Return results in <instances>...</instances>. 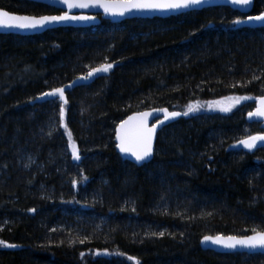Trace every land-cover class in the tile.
I'll list each match as a JSON object with an SVG mask.
<instances>
[{"label":"trees","instance_id":"trees-1","mask_svg":"<svg viewBox=\"0 0 264 264\" xmlns=\"http://www.w3.org/2000/svg\"><path fill=\"white\" fill-rule=\"evenodd\" d=\"M0 9L58 14L19 0ZM262 12L255 0L252 14ZM243 18L220 7L0 35V240L17 245L0 246V264H264L200 248L205 236L264 231V149H236L262 133L245 116L264 97V28H241ZM109 63L67 103L45 99ZM231 97L251 99L229 113L200 109ZM189 105L198 110L157 133L150 163L116 153L127 116Z\"/></svg>","mask_w":264,"mask_h":264},{"label":"snow or ice","instance_id":"snow-or-ice-1","mask_svg":"<svg viewBox=\"0 0 264 264\" xmlns=\"http://www.w3.org/2000/svg\"><path fill=\"white\" fill-rule=\"evenodd\" d=\"M60 3L65 4L69 11L73 8H88V7H100L103 8L106 14L110 15H119L123 16L127 12L135 11H144V10H157V11H168V10H182L195 8L203 3L205 0H119V2H112V0H59ZM233 5L240 6H249L252 3V0H231ZM0 17H5L7 19L0 20V25L9 28H16L20 30H34L37 28H42L46 24L58 23L62 21L69 20H89L93 17L89 16H73L69 15L68 12H65L62 15H49V16H40V17H29V16H15L10 15L8 12L0 10ZM250 21H261L264 22V12L256 16H249ZM235 23L239 24L241 21L237 20ZM112 68V64H104L100 67L93 68L88 71L87 75L81 77V79L87 80L90 77H93L96 73L99 72H108ZM45 96L56 97L59 95V98L67 103L64 99V89L56 88L52 91L45 93ZM241 99H251L250 97H244ZM257 109L254 112L249 113V117H264V98H260L257 101ZM198 105H189L186 112H168L166 109H161L165 113L164 119L169 120L170 118H175L180 115L187 116L190 112H195L198 110ZM230 107L221 108V111L227 112L230 111ZM61 122H63L64 117V108L63 105L60 109ZM149 116V113L145 112L139 114V123L137 126V132L134 137H129L122 130L125 129V126L129 124L130 121L137 120L138 118L133 116L129 117L128 120L123 121L117 129L116 139L119 143L116 147L120 150L121 153L130 154L131 157H134L135 162L140 164L142 162H147L153 155V134L155 132L156 126L149 128L147 127L146 120ZM161 124L163 121L160 122ZM70 146L73 148V158L76 160L80 159L78 150L74 145L71 144V134L69 133ZM264 141V135L258 136H249L248 138L241 140L240 143L247 149H252L255 147L257 141ZM87 179V177H84ZM76 183L75 181L73 182ZM34 211V209L30 210ZM252 235L245 236L243 238H237L235 236L222 237L217 236L215 238L204 237L205 241L211 240L212 243L221 245L225 249L234 250L237 246H240L249 250H261L264 252V231L258 230L256 228L252 229ZM162 236L163 233H160ZM0 246L14 248L17 245L7 243L3 240H0ZM83 255V254H82ZM129 260H132V257H128ZM138 264V262H137Z\"/></svg>","mask_w":264,"mask_h":264},{"label":"water","instance_id":"water-1","mask_svg":"<svg viewBox=\"0 0 264 264\" xmlns=\"http://www.w3.org/2000/svg\"><path fill=\"white\" fill-rule=\"evenodd\" d=\"M19 1L30 2V3L42 5V6H45L48 8H52V9H54L60 13L58 15H62L65 12H68L69 15H73V16L83 15V16L93 17V19L84 20V21L69 20V21H62V22H58V23H51V24H46L42 28H37L34 30H20V29H16V28L4 27L3 25H0V35H16V36H21V37H28V36L41 35L47 31L58 29V28L88 29V28L97 27L100 25V20L97 18V16H101V18L103 20H106V21H109L113 24H116V23H120V22L125 21V20H132V19H143V20H151L154 18L167 19L170 17H176V16H180V15L190 13V12H194V11L197 12V11H202L205 9L220 8V7L229 8L235 12H238L239 14H241L243 16H246V18L244 20H242L240 23L241 28H247V29H253V30L264 28V22L250 21L248 19L249 15L252 14L255 0H252V3L249 6L233 5L231 3V0H205V3L199 5L195 8L182 9V10H176V11H173V10H168V11H157V10L135 11V10H133L132 12L125 13L123 16L106 14L104 12L103 8H100V7L73 8L69 11L67 6L65 4L60 3L59 0H19ZM112 2H119V0H112ZM8 13L10 15H15V16H29V15H17L15 13H10V12H8ZM46 16H49V15H46ZM29 17H36V16H29ZM5 19H7V18L0 17V20H5ZM93 79H94L93 77H90L87 80L77 79V80L71 82L70 84L63 86V87H60V88L64 89V95H65L67 92H70L77 87L86 86V85L90 84L93 81ZM261 98H264V97H261ZM47 99L48 100H56V99L61 100L59 98V95H57L56 97L48 96ZM257 101L255 103L254 109L251 112H254L257 109V106H258ZM160 110L161 109H151V110H145L142 112L133 113L123 120V121H126V120H128L129 117H133V116L138 118L137 120L130 121L129 124L125 126V129L122 130L129 137H134L136 135L137 126L139 123V114H142L145 112L149 113V116L147 117V120H146L147 127L151 128V127H153V125L156 126L155 132L153 134V155H154V148H155L157 133L160 130H162L164 127L176 122L177 120H179L182 117V115H180L178 117L170 118L169 120H165L164 119L165 113L163 111H160ZM167 111L170 112L169 110H167ZM249 113L246 115V122L248 124H259V129L262 132L259 135H264V117H255L254 116V117L250 118ZM161 121H163L162 124L160 123ZM122 122H120L115 129L114 142H115V149H116L117 154L120 156V158L123 161H127V162H129V163H131L137 167H141L145 164L150 163L151 160L153 159V155L147 162H142L140 164H137L135 162L134 157H131L130 154L121 153L120 150L116 147V145L119 143V141L116 139L117 129L121 125ZM256 136H258V135H256ZM237 148L239 150H243V151L255 152L258 149H264V141L258 140L256 142L255 147L252 149L245 148L239 142L237 144ZM217 236H222V235H217ZM217 236H205V237L215 238ZM222 237L226 238L229 236H222ZM243 237H245V236H243ZM243 237H237V238H243ZM200 248L203 251H210V252H214L216 254L241 253V254H246V255H264V252H262L261 250L253 251V250L242 248L240 246H237V248L234 250L225 249L221 245L212 243L211 240L205 241L204 237L200 241Z\"/></svg>","mask_w":264,"mask_h":264},{"label":"rangeland","instance_id":"rangeland-1","mask_svg":"<svg viewBox=\"0 0 264 264\" xmlns=\"http://www.w3.org/2000/svg\"><path fill=\"white\" fill-rule=\"evenodd\" d=\"M100 73H102V72L96 73L94 76H96L97 74H100ZM241 98H244V97H240V98L231 97V98H228V99H224L221 102L216 101L213 104L209 103L208 107L200 106V109H206L208 111H215V112L217 111V112H220V113H229L230 111H232L238 105L249 101V99H241ZM224 107H230L231 110L227 111V112L221 111V108H224ZM71 150L73 151L72 147H71Z\"/></svg>","mask_w":264,"mask_h":264},{"label":"bare ground","instance_id":"bare-ground-1","mask_svg":"<svg viewBox=\"0 0 264 264\" xmlns=\"http://www.w3.org/2000/svg\"><path fill=\"white\" fill-rule=\"evenodd\" d=\"M59 14H60V13H59ZM17 15H18V14H17ZM56 15H57V14H56ZM257 15H259V14H257ZM249 16H256V15L251 14V15H249ZM247 17H248V16H247ZM97 18L100 20V22H101V20H103V19L101 18V16H97ZM245 18H246V16H244V18H243L242 20H244ZM140 20H143V19H140ZM242 20H241V21H242ZM104 21H106V20H104ZM125 21H127V20H125ZM107 22H109V21H107ZM122 22H123V21H122ZM110 23H111V22H110ZM120 23H121V22H120ZM120 23H116V24H120ZM111 24H113V23H111ZM239 26H240V23H239ZM92 28H94V27H92ZM73 29H74V28H73ZM88 29H89V28H88ZM244 29H247V28H244ZM54 30H55V29H54ZM50 31H51V30H50ZM80 79H81V78H80ZM74 81H75V80H74ZM72 82H73V81H72ZM70 83H71V82H70ZM70 83H68V84H70ZM68 84H66V85H68ZM66 85H64V86H66ZM62 87H63V86H62ZM59 88H60V87H59ZM47 97H48V96H46V98H45L46 100H48ZM56 100H59V99H56ZM48 101H54V100H48ZM59 101H61V100H59ZM159 109H165V108H159ZM150 110H151V109H150ZM141 112H142V111H141ZM136 113H137V112H136ZM246 115H247V114H246ZM127 117H128V116H127ZM127 117H126V118H127ZM124 119H125V118H124ZM124 119H123V120H124ZM123 120H122V121H123ZM245 120H246V116H245ZM122 121H121V122H122ZM116 127H117V126H116ZM115 129H116V128H115ZM160 131H161V130H160ZM260 134H261V133H260ZM257 135H259V134H257ZM114 136H115V130H114ZM254 136H256V135H254ZM247 138H248V137H247ZM244 139H246V138H244ZM242 140H243V139H242ZM240 141H241V140H240ZM240 141H239V142H240ZM239 142H238V143H239ZM114 143H115V142H114ZM238 143H237V144H238ZM237 144H236V149L239 150V149L237 148ZM115 150H116V149H115ZM258 150H260V149H258ZM240 151H243V150H240ZM246 152H249V151H246ZM116 153H117V152H116ZM250 153H254V152H250ZM119 157H120V156H119ZM143 166H144V165H143Z\"/></svg>","mask_w":264,"mask_h":264},{"label":"flooded vegetation","instance_id":"flooded-vegetation-1","mask_svg":"<svg viewBox=\"0 0 264 264\" xmlns=\"http://www.w3.org/2000/svg\"><path fill=\"white\" fill-rule=\"evenodd\" d=\"M58 14H59V13H58ZM58 14H57V15H58Z\"/></svg>","mask_w":264,"mask_h":264}]
</instances>
